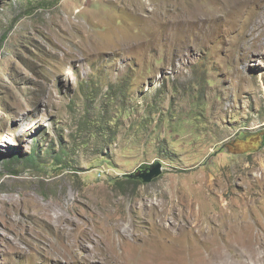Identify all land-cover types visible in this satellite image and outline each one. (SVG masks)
Listing matches in <instances>:
<instances>
[{
    "label": "rangeland",
    "instance_id": "rangeland-1",
    "mask_svg": "<svg viewBox=\"0 0 264 264\" xmlns=\"http://www.w3.org/2000/svg\"><path fill=\"white\" fill-rule=\"evenodd\" d=\"M263 134L264 0H0V264H264Z\"/></svg>",
    "mask_w": 264,
    "mask_h": 264
},
{
    "label": "water",
    "instance_id": "water-1",
    "mask_svg": "<svg viewBox=\"0 0 264 264\" xmlns=\"http://www.w3.org/2000/svg\"><path fill=\"white\" fill-rule=\"evenodd\" d=\"M261 147H264V134L261 136ZM163 173V165L156 162L149 165H141L133 173L126 174L124 177L129 180L139 181L142 184H149Z\"/></svg>",
    "mask_w": 264,
    "mask_h": 264
},
{
    "label": "clouds",
    "instance_id": "clouds-1",
    "mask_svg": "<svg viewBox=\"0 0 264 264\" xmlns=\"http://www.w3.org/2000/svg\"><path fill=\"white\" fill-rule=\"evenodd\" d=\"M262 138V137H261Z\"/></svg>",
    "mask_w": 264,
    "mask_h": 264
},
{
    "label": "flooded vegetation",
    "instance_id": "flooded-vegetation-1",
    "mask_svg": "<svg viewBox=\"0 0 264 264\" xmlns=\"http://www.w3.org/2000/svg\"><path fill=\"white\" fill-rule=\"evenodd\" d=\"M262 136V135H261Z\"/></svg>",
    "mask_w": 264,
    "mask_h": 264
}]
</instances>
